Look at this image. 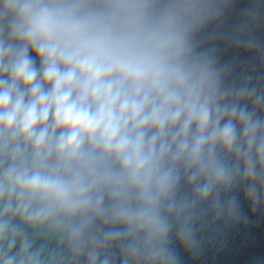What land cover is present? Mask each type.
Here are the masks:
<instances>
[{"label":"clouds","instance_id":"clouds-1","mask_svg":"<svg viewBox=\"0 0 264 264\" xmlns=\"http://www.w3.org/2000/svg\"><path fill=\"white\" fill-rule=\"evenodd\" d=\"M233 2L0 0V264H185L264 214V71L221 58L264 66V0Z\"/></svg>","mask_w":264,"mask_h":264},{"label":"water","instance_id":"water-1","mask_svg":"<svg viewBox=\"0 0 264 264\" xmlns=\"http://www.w3.org/2000/svg\"><path fill=\"white\" fill-rule=\"evenodd\" d=\"M252 3L253 0H234L222 18L224 30H230L241 19L242 11L251 7ZM256 34L264 39V22L256 28ZM237 55L243 63H254L257 65V71H264V66H261L251 53L244 50L227 49L221 53V58L227 60ZM244 208L249 215L247 225L229 226L218 241L208 244L199 258L193 259L182 253L185 264H252L254 257L264 256V214L251 213L246 202Z\"/></svg>","mask_w":264,"mask_h":264}]
</instances>
